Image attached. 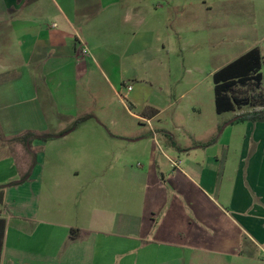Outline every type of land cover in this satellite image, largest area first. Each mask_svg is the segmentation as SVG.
Instances as JSON below:
<instances>
[{
	"label": "crops",
	"instance_id": "0c3cea01",
	"mask_svg": "<svg viewBox=\"0 0 264 264\" xmlns=\"http://www.w3.org/2000/svg\"><path fill=\"white\" fill-rule=\"evenodd\" d=\"M120 2L0 0V138L7 145L0 147V264L257 261L264 248V121L186 130L193 143L184 145L176 136L183 129L178 102L172 129L163 124L166 99L141 103L129 88L148 130L113 134L111 150L96 127L76 141L70 136L78 127L47 143L16 141L27 133L47 134L56 117L74 116L71 110L56 115L49 107H57L56 99L45 89L46 110L40 83L74 84L75 94L86 64L110 81L117 66L152 62L145 33L140 47L119 43L122 51L96 40L111 20H121L126 30L135 25L134 7ZM164 133L173 136L166 144L175 159L159 147ZM8 142L19 147L17 153L26 149L17 157ZM49 143L68 148L51 156L45 193L38 183L44 181V161H36L35 152ZM247 242L256 250L253 257L244 253Z\"/></svg>",
	"mask_w": 264,
	"mask_h": 264
},
{
	"label": "rangeland",
	"instance_id": "374dc122",
	"mask_svg": "<svg viewBox=\"0 0 264 264\" xmlns=\"http://www.w3.org/2000/svg\"><path fill=\"white\" fill-rule=\"evenodd\" d=\"M127 1L134 7L135 25L126 30L122 28L121 20H111L103 30L104 34L96 40L102 43L101 47L122 51L124 43L126 47H140L139 35L145 33L149 36L152 62L117 66L113 69L114 79L110 81L105 72L92 70L90 63L86 64L87 68L82 69L81 79L75 86V94L71 90L74 84L68 87L40 83L37 87L46 110L49 111L45 89L51 90L56 99L57 107L49 105L56 115L70 110L74 113V116L68 114V119L56 117L54 127L46 135H62L78 127L70 136L76 141L84 131L89 135L90 128L96 127L103 136V143L110 144L114 141H108V138L113 134L131 135L135 130V133H142V127L148 130L149 123L143 109H135L132 105L129 88L134 90L133 94L141 103L145 99L154 103L166 99L162 105L168 112L163 116V124L172 129H175V124L170 117L178 109V102L179 115H183L179 118L183 129L176 136L184 145L193 143V140H188L186 130L199 129L204 125L212 127L215 122L222 123L224 127L228 119H234L233 113L221 116L216 112L213 74L259 47L263 55L261 72L264 75V0H121L120 3ZM140 23H144L142 27H139ZM119 43L124 44L123 48ZM241 89L239 91L243 96L264 94V85L261 89L254 86ZM182 95H185L184 100H181ZM199 108L203 109V117L198 116ZM249 110H252L251 107L241 112ZM213 132L211 130V139L215 136ZM169 134H161L157 140L164 154L168 155L166 157L175 159L173 149L168 150L169 145L166 144L173 141V136ZM9 144L8 151L17 154V157L26 149L22 146L17 153L19 147ZM1 146L7 145L0 138ZM67 148L62 143H49L35 152V159H40V163L44 161V181L42 177L38 179L40 185L43 182V192L50 190L48 171L51 156ZM259 252L260 259H247L244 264H264V248ZM244 253L253 257L256 250L247 242Z\"/></svg>",
	"mask_w": 264,
	"mask_h": 264
},
{
	"label": "trees",
	"instance_id": "16d2710c",
	"mask_svg": "<svg viewBox=\"0 0 264 264\" xmlns=\"http://www.w3.org/2000/svg\"><path fill=\"white\" fill-rule=\"evenodd\" d=\"M262 65L263 57L261 51L259 48H255L230 63L228 66L218 70L213 75L217 114L223 115L226 113L240 112L234 117L231 123L232 125L242 122L264 121V94L243 96L239 91L241 88H248L251 86L261 89L264 85V75L261 72ZM247 107H251L252 110L241 112L242 109ZM56 137L57 136L46 134L37 135L34 133H27L16 138V141L30 144L32 140L46 142ZM34 165L35 163H33V166ZM29 176L30 174L27 177ZM25 179L7 186L18 185L24 182ZM73 233L74 231L72 234Z\"/></svg>",
	"mask_w": 264,
	"mask_h": 264
},
{
	"label": "water",
	"instance_id": "95a60500",
	"mask_svg": "<svg viewBox=\"0 0 264 264\" xmlns=\"http://www.w3.org/2000/svg\"><path fill=\"white\" fill-rule=\"evenodd\" d=\"M232 122H233V120H232L231 122L227 123V124L223 127V129L226 128L227 126H229Z\"/></svg>",
	"mask_w": 264,
	"mask_h": 264
},
{
	"label": "built area",
	"instance_id": "2783aa9c",
	"mask_svg": "<svg viewBox=\"0 0 264 264\" xmlns=\"http://www.w3.org/2000/svg\"><path fill=\"white\" fill-rule=\"evenodd\" d=\"M82 52H83V54H87V49L84 48Z\"/></svg>",
	"mask_w": 264,
	"mask_h": 264
}]
</instances>
